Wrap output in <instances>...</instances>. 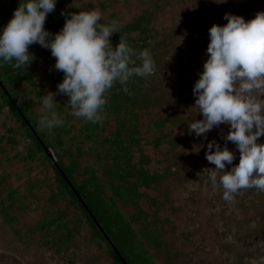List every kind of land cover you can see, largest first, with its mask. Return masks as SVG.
I'll use <instances>...</instances> for the list:
<instances>
[{"label":"rangeland","instance_id":"1","mask_svg":"<svg viewBox=\"0 0 264 264\" xmlns=\"http://www.w3.org/2000/svg\"><path fill=\"white\" fill-rule=\"evenodd\" d=\"M20 0H15L18 6ZM66 12L99 10L101 23L119 30L143 13L140 36L155 64L143 96L128 115L124 106L93 128L69 115L67 97L54 96L62 125L46 147L74 184L100 211L130 264H264V192L243 189L231 201L207 179L215 166L206 145L225 146L228 126L205 138L188 134L187 123L202 117L192 108V88L207 59L208 29L227 23L225 13L245 21L264 11V0H63ZM12 0H0V27L9 20ZM50 33H52L49 30ZM133 38L137 33H131ZM31 82L15 77L16 95L37 123L41 98L55 93L50 75L59 71L48 49L32 44ZM33 83V85H32ZM96 128V129H95ZM76 135L66 142V130ZM85 131H90L86 133ZM120 137L127 156H107L104 141ZM258 143H264L262 135ZM30 139L4 108L0 114V264H115L81 209L70 204L44 155L29 152ZM76 146V147H73ZM233 151L238 163L239 153ZM231 165L225 166L228 170ZM138 173H136V172ZM141 175V176H140ZM140 176V177H138ZM141 177L144 179H141Z\"/></svg>","mask_w":264,"mask_h":264},{"label":"clouds","instance_id":"2","mask_svg":"<svg viewBox=\"0 0 264 264\" xmlns=\"http://www.w3.org/2000/svg\"><path fill=\"white\" fill-rule=\"evenodd\" d=\"M55 4L56 0H20L6 25L0 27V66L27 67L33 60L28 47L38 44L50 50L53 67L63 75L56 92L49 91L41 98L38 124L49 133L62 125L54 110L56 94L68 98L69 115L98 124L104 118L108 91L115 84L130 96V78H145L155 69L148 51L136 54L121 39L113 48L109 37L119 32L120 26L115 21L101 23L99 10L68 13L62 28L50 33L44 23ZM222 18L226 24L208 29L207 59L192 88V108L202 118L190 120L187 132L205 138L213 127L228 126L225 146L209 141L205 159L215 166L206 169L207 179L214 188L222 189V199L231 201L243 189L264 192V143L257 142L264 135V11L247 21L229 13ZM227 142L238 150L235 165L236 156ZM226 164L231 165L228 170Z\"/></svg>","mask_w":264,"mask_h":264},{"label":"trees","instance_id":"3","mask_svg":"<svg viewBox=\"0 0 264 264\" xmlns=\"http://www.w3.org/2000/svg\"><path fill=\"white\" fill-rule=\"evenodd\" d=\"M13 3L15 0H12ZM63 0H56V4L54 7V10L49 13L46 16V20L44 23V28L46 30H50L52 34L57 33L63 26L65 17L68 13L72 12H66L63 8ZM17 7V5H14L10 9V13L8 15L9 19L12 16V13L14 9ZM61 12H64V16L61 15ZM145 14L143 13L141 16H139L137 19L133 20L132 23H129L125 28L122 30L120 29L119 32L112 34L109 37L110 43L112 44L113 48L119 43V40H123L128 46H130L136 54H138L140 51L145 50L144 49V43L143 40H141L140 36L146 32V26H145ZM131 33H137L136 38H133L131 36ZM151 53V52H149ZM151 55V54H150ZM46 58L50 62L55 63V59L50 55V50L46 53ZM133 60H135V56L132 57ZM137 65L139 64V61H136ZM21 76L22 79H25L28 83L31 82L29 75L24 71V68L20 69H13L10 65H3L0 66V114L2 113V110L4 108L7 109L8 113L13 116L18 125L19 128L27 135V137L30 139V148L29 152L35 154V155H44L42 147L40 146L39 140L44 147L53 146V143H58V136L54 134L49 133L46 130H42L41 128H38L37 123L31 118V115L26 110L25 106L21 104L18 101L15 89L16 84L15 83V77ZM51 82L53 87L56 90V86L58 83H60L63 79L62 73L59 71L55 75H50ZM149 77V76H147ZM145 77V78H147ZM145 78H139L133 76L130 78L127 87L129 88V91L132 93V95H127L123 91H121L120 85L115 84L107 94V102L104 107V112L106 114L110 115L115 112H118L121 110V108L124 106L125 111L127 115L137 107L139 103V99L143 96L141 95L143 87L145 86ZM33 85V83H32ZM99 124V123H98ZM97 124L90 123V127L93 128ZM98 126V125H97ZM59 129V128H58ZM96 129V128H95ZM61 131V128L59 129ZM70 129L66 130L64 134L66 135V142H70L72 145H76L74 142V139L76 137L75 134L70 133ZM86 133H89L90 131H85ZM109 145V148L106 150L107 156L112 157L113 159L122 158L124 156H127L126 153H122V150H125V146H123L122 143L128 144L129 137L127 140L121 139L120 137L114 138L112 140L107 139L104 141ZM76 147V146H73ZM45 161L50 163L47 158H45ZM56 165L59 167V169L65 174L67 180L71 183V185L75 188L76 193L81 197L83 202L86 204L89 211L92 213L93 217L97 220L102 230L105 232V234L108 236L110 242L112 243L113 247L116 249V253L112 251V249L108 246V244L105 242V240L102 238L101 234L98 232V230L95 228L94 224L91 222L90 218L86 215V213L81 209L80 204L76 197L72 194L71 190L65 183L64 179L60 176L57 169L54 167V165L50 164L51 168L53 169L58 183L60 184L61 190H63L69 197H70V204L73 206H76L81 209L82 213L85 215L86 220L91 225L94 232L97 234V236L106 244L112 259L114 260L115 264H130L126 257L123 255L122 250L119 249L117 245V241L113 234L110 233L108 230L106 224L104 223V220L99 216L100 211L98 208H94L93 203L88 197H85L83 194V191L78 188L71 178L70 174L66 172L60 161L56 162ZM136 172V171H135ZM138 173V172H136ZM141 176V175H140ZM138 176V177H140ZM141 179H143L141 177ZM144 180V179H143Z\"/></svg>","mask_w":264,"mask_h":264},{"label":"water","instance_id":"4","mask_svg":"<svg viewBox=\"0 0 264 264\" xmlns=\"http://www.w3.org/2000/svg\"><path fill=\"white\" fill-rule=\"evenodd\" d=\"M40 144V146L42 147L43 150V154L45 156V158H47L52 165H54V167L57 169L58 173L60 174V176L64 179L65 183L67 184V186L69 187V189L71 190L72 194L76 197V199L78 200L81 209L86 213V215L90 218L91 222L94 224L95 228L98 230V232L101 234L102 238L105 240V242L108 244V246L112 249V251L114 253H116V249L113 247L112 243L110 242L108 236L105 234V232L102 230V228L100 227L99 223L97 222V220L93 217L92 213L89 211V209L87 208L86 204L83 202V200L81 199V197L76 193L75 188L71 185V183L67 180L65 174L59 169V167L56 165V162L54 161L53 157L51 156V153L49 152V150L43 146V144L37 140ZM123 264H126L123 262Z\"/></svg>","mask_w":264,"mask_h":264}]
</instances>
